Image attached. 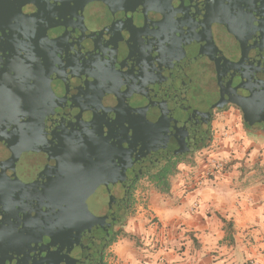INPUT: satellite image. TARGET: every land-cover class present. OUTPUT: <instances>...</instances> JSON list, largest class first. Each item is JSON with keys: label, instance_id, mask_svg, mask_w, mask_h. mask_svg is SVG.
Here are the masks:
<instances>
[{"label": "water", "instance_id": "1", "mask_svg": "<svg viewBox=\"0 0 264 264\" xmlns=\"http://www.w3.org/2000/svg\"><path fill=\"white\" fill-rule=\"evenodd\" d=\"M228 105L264 124V0H0V264H101Z\"/></svg>", "mask_w": 264, "mask_h": 264}, {"label": "crops", "instance_id": "2", "mask_svg": "<svg viewBox=\"0 0 264 264\" xmlns=\"http://www.w3.org/2000/svg\"><path fill=\"white\" fill-rule=\"evenodd\" d=\"M210 134L167 193L138 180L107 264H264V124L247 130L228 105L213 113Z\"/></svg>", "mask_w": 264, "mask_h": 264}, {"label": "trees", "instance_id": "3", "mask_svg": "<svg viewBox=\"0 0 264 264\" xmlns=\"http://www.w3.org/2000/svg\"><path fill=\"white\" fill-rule=\"evenodd\" d=\"M216 111H219V110H215V112ZM243 125L247 130H251L258 124H255L253 126H249V125L245 124L243 121ZM209 135H210V133H209ZM204 146H206V141L201 143V145L199 146L198 149H200ZM191 155H192V153L171 157V158L167 159L166 161L162 162L151 173L134 179L130 183V186L128 189V195H127V199H126L127 213L130 212L133 208V205H134L133 191H134V187H135L136 182L140 178L146 177L153 184V186L155 187V189L157 191L162 192V193H167L169 191V188L171 185V180H172L173 176L177 173L178 166L180 164H183V163L192 164L191 159H189V156H191ZM125 234L126 233H124L122 231V228L116 229L112 239L105 246V248L108 247L116 239L117 236H119V235L126 236ZM104 249L102 251L101 264H107L105 257H104Z\"/></svg>", "mask_w": 264, "mask_h": 264}, {"label": "flooded vegetation", "instance_id": "4", "mask_svg": "<svg viewBox=\"0 0 264 264\" xmlns=\"http://www.w3.org/2000/svg\"><path fill=\"white\" fill-rule=\"evenodd\" d=\"M234 106V105H233ZM236 107V106H235ZM237 108V107H236ZM215 110H220V109H215ZM215 110L213 111V113L215 112ZM212 116H213V114H212ZM211 120H212V117H211ZM211 123V122H210ZM209 133H210V126H209V130H208V137H207V139H205L204 141H206V146H207V143H208V141H210V138H211V134L209 135ZM203 141V142H204ZM202 142V143H203ZM1 145V144H0ZM201 145V144H200ZM199 145V146H200ZM206 146H204V147H206ZM204 147H202V148H204ZM199 148V147H198ZM201 149V148H200ZM200 149H197V150H200ZM197 150H195V151H197ZM194 151V152H195ZM193 153V152H192ZM189 154V153H188ZM139 177H141V176H139ZM138 178V177H137ZM136 179V178H135ZM141 179V178H140ZM139 179V180H140ZM138 182V181H137ZM136 182V183H137ZM130 186V185H129ZM129 189V188H128ZM127 195H128V190H127ZM126 199H127V197H126ZM127 205V204H126ZM129 215V212L127 213V209H126V214H125V216L122 218V219H120V221L116 224V226H115V230L116 229H118V228H122V225H123V223H124V221L126 220V217ZM115 230H114V232H115ZM105 248V247H104ZM106 249H107V247L104 249V257H105V253H106Z\"/></svg>", "mask_w": 264, "mask_h": 264}, {"label": "built area", "instance_id": "5", "mask_svg": "<svg viewBox=\"0 0 264 264\" xmlns=\"http://www.w3.org/2000/svg\"><path fill=\"white\" fill-rule=\"evenodd\" d=\"M213 166L217 169H222L224 167L223 162L218 161V160H213ZM157 246H160V245L157 243Z\"/></svg>", "mask_w": 264, "mask_h": 264}, {"label": "rangeland", "instance_id": "6", "mask_svg": "<svg viewBox=\"0 0 264 264\" xmlns=\"http://www.w3.org/2000/svg\"><path fill=\"white\" fill-rule=\"evenodd\" d=\"M230 106H232V107H234V108H236L235 106H233V105H230ZM238 109V108H237ZM239 110V109H238ZM240 111V110H239ZM241 113V112H240ZM146 178V177H145ZM142 179V178H141ZM147 179V178H146ZM133 210H131L130 212H129V214L132 212Z\"/></svg>", "mask_w": 264, "mask_h": 264}]
</instances>
